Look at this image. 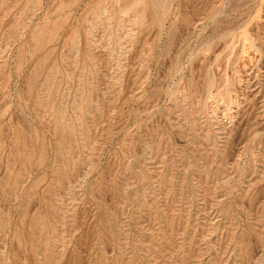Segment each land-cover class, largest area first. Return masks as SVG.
Listing matches in <instances>:
<instances>
[{"label":"rangeland","instance_id":"374dc122","mask_svg":"<svg viewBox=\"0 0 264 264\" xmlns=\"http://www.w3.org/2000/svg\"><path fill=\"white\" fill-rule=\"evenodd\" d=\"M0 264H264V0H0Z\"/></svg>","mask_w":264,"mask_h":264}]
</instances>
